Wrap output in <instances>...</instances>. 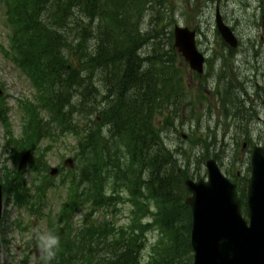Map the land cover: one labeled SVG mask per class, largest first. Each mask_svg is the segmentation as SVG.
<instances>
[{"label":"trees","instance_id":"obj_1","mask_svg":"<svg viewBox=\"0 0 264 264\" xmlns=\"http://www.w3.org/2000/svg\"><path fill=\"white\" fill-rule=\"evenodd\" d=\"M5 1L14 6L11 18L15 27V49L25 65L31 63V69L41 79L48 80V97L41 98V104L35 106L50 104L53 122L71 126V115L78 110L72 104L71 90L75 89L83 99L87 96L85 81L88 78L81 77L82 67L69 62L73 56L90 66L93 75L99 72L102 81L111 87L108 96L115 95L110 106L98 113V118L102 117L100 122L96 118L92 126L87 125L89 132L81 143L85 145L89 162L88 167L83 168L80 183L88 185L67 203V215L63 218L74 213L82 196V203L98 207L121 200V194L129 190L135 206L132 226L91 223L77 231L68 226L67 234L60 235L52 254L39 264H140L147 232L153 228L159 231V239L152 248L149 264L182 263L192 251L191 214L185 204L184 180L195 175L188 169L181 174L178 172L177 155L165 147L160 129H156L151 119L157 106L162 104L163 94L173 92L176 78L174 73L157 70V66H171L173 60L169 58L173 55L168 52L141 54L151 39L163 35L173 39L172 32H166L164 25H158L154 32L141 28L140 18L145 11L152 10L153 0ZM80 13L82 18L89 20L91 29L82 25ZM99 18L100 22H95ZM162 20V16L158 18ZM95 23V50L84 56ZM31 104L28 103V107L32 121L34 106ZM33 120L34 134L24 141L27 148H35L36 143H31L48 136V133L38 132L37 110H33ZM81 123L79 120L73 129L79 135ZM102 125L111 128L112 142H107L104 150L99 151V143L93 138L95 133L90 131L99 132ZM17 146L22 145L18 143ZM87 146L94 149L88 152ZM80 156H83V149ZM5 181L7 194H15L18 200L27 196L29 189L21 172L7 173ZM242 187L245 194L246 189ZM109 189L111 197L106 196ZM146 216L152 217V222L144 223Z\"/></svg>","mask_w":264,"mask_h":264},{"label":"rangeland","instance_id":"obj_2","mask_svg":"<svg viewBox=\"0 0 264 264\" xmlns=\"http://www.w3.org/2000/svg\"><path fill=\"white\" fill-rule=\"evenodd\" d=\"M217 7H220L228 25L236 30L235 34L239 39V45L235 49L228 46V50H225L222 47V39H219L216 33L215 11ZM151 9H149L147 16L142 18L141 28L154 32L158 25H167L166 32L170 33L174 25L179 23L193 29H199L200 49L208 57H211L212 67L214 65L218 67V71H212V67L211 71L214 74L218 73L222 64L224 68H227L224 63L226 59H229L230 66L227 73L230 81L234 84L237 96L243 100L245 106L253 108L252 111H247L243 116L238 117L239 119L229 113L226 115L222 100H227L229 103V97H231L230 86L229 92L226 90L227 82L223 83V90H221V98L222 96L223 98L219 101L213 93L209 92L213 89V79H210L211 85L207 91L201 87L199 85L200 80L193 77L190 67L177 53L172 51L173 39L170 40L171 38H166L164 35L151 39L143 51L146 55L149 56L154 52H168L173 55L174 59L171 66H167L168 68L157 66V70L166 74H171L174 71L178 78L182 77L181 82L173 91L175 103L165 107L172 112L180 110L182 116L176 120V130L170 128L167 130L169 132H166L169 135V146L177 147L180 150L182 159L180 165L188 169L190 174H194L195 179L207 177L205 166L207 159L205 160V158L208 155L210 157L217 155L220 166L229 179L233 181V178H239L246 185L250 178L251 145H261L264 137V0H167L166 2L165 0L160 2L153 0ZM5 11V5L0 1V78L6 84L2 94H6L5 103L9 108L7 115L9 124L16 133L15 138L21 139L20 133L23 123L18 101L30 98L33 91L28 78L22 73L18 65L12 59L5 57L3 53L8 44ZM78 15L83 22L82 25L89 28V21L82 18L81 13ZM160 15L163 20L158 22L155 17ZM95 22L99 23L100 18L96 19ZM97 23L94 24L91 35H89L87 53L84 52V56L94 51ZM70 59L73 60L72 63L80 60L74 56ZM93 81L98 89L95 95H98H93L91 100L104 102L101 100L104 93L102 85L99 83L98 73L94 76ZM181 87L183 96H179ZM71 95L73 97L72 103H74L78 99V93L73 92ZM227 106L229 112L230 109L235 110V112L241 110L238 102L229 103ZM1 125L3 124H0V167L2 164H7L11 168H15L11 162L5 161L7 154L2 149L5 143L3 139L4 129ZM161 125L162 123L159 122V126ZM182 133L188 135V138L181 141L179 135ZM102 135L107 137L104 132ZM68 138L72 143L67 144L68 141H66L62 144V142L57 141L52 145L53 148L43 155V159L46 157L48 160L49 169L60 167L65 159L72 158L76 140L71 133H68ZM48 143V141L45 142L43 146ZM245 143L246 147H244ZM224 146L225 149H223ZM63 157L65 158L63 159ZM65 174L66 171L56 175V184L48 191V195L44 199H40L41 196L34 199L33 202H36L35 211H29L27 208L29 205L20 207L13 200L4 201L3 216H5V220L3 229L9 243H4L0 248V264H38L45 255L51 245L47 216L49 214L53 216L60 210L68 192L67 183L62 182V176ZM29 175L28 182L31 184L34 176L31 173ZM111 195L109 189L106 196L111 197ZM122 198V202L120 201L116 207L113 205L97 207L92 218L88 220L93 223H115L117 226L125 225L126 227L131 224L132 226L134 217L131 214V208L133 206L128 202L126 195H123ZM184 198L186 199L185 196ZM84 216L85 211L82 210L75 219L76 225L81 223ZM18 222H21L22 227L27 229L22 230V227H18ZM149 239V243L146 244L142 252L141 264H147L150 261L151 246L155 242L152 233L149 234ZM32 240L44 241V249L38 248L36 251L34 250L35 245L29 249V243ZM29 252L31 253L27 260L26 254ZM191 258L192 255L187 256L180 264H191Z\"/></svg>","mask_w":264,"mask_h":264},{"label":"water","instance_id":"obj_3","mask_svg":"<svg viewBox=\"0 0 264 264\" xmlns=\"http://www.w3.org/2000/svg\"><path fill=\"white\" fill-rule=\"evenodd\" d=\"M219 29L227 42L236 45L229 28ZM175 47L190 62L192 69L203 71L204 56L196 47V33L175 28ZM208 180H187L191 196L187 203L193 211L192 246L195 264H264V143L255 147L248 184V221L243 217L236 185L221 172L218 163L207 161ZM0 185V214L2 211Z\"/></svg>","mask_w":264,"mask_h":264},{"label":"bare ground","instance_id":"obj_4","mask_svg":"<svg viewBox=\"0 0 264 264\" xmlns=\"http://www.w3.org/2000/svg\"><path fill=\"white\" fill-rule=\"evenodd\" d=\"M141 54L144 55V52H142ZM230 88H231V90H230L231 97H229V103H235V102L237 103V102H238L239 105L241 106L242 113H241V110H239L238 112H237V111L235 112V110H231V109H230V112H229V109H228V106H227L229 103H227V100H226V102L224 103V108H225L224 111H225L226 114L229 113V114L235 116L237 119H239L238 117L243 116V114H244V113H247V111H252L253 108H249V106H245V105L243 104V100L240 99V98L237 96V92H236L234 86H231ZM232 89H233V91H232ZM235 97H236V98H235Z\"/></svg>","mask_w":264,"mask_h":264}]
</instances>
